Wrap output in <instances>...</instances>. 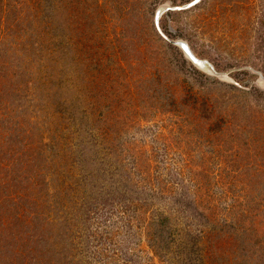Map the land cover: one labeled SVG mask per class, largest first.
I'll return each mask as SVG.
<instances>
[{"label": "rangeland", "instance_id": "1", "mask_svg": "<svg viewBox=\"0 0 264 264\" xmlns=\"http://www.w3.org/2000/svg\"><path fill=\"white\" fill-rule=\"evenodd\" d=\"M190 1L0 0V264H264V0L161 18L240 86L157 31Z\"/></svg>", "mask_w": 264, "mask_h": 264}, {"label": "water", "instance_id": "2", "mask_svg": "<svg viewBox=\"0 0 264 264\" xmlns=\"http://www.w3.org/2000/svg\"><path fill=\"white\" fill-rule=\"evenodd\" d=\"M203 0H192L188 3L182 5H172L170 2H165L160 4L155 12V26L160 35L168 41L170 44L178 47L185 58L192 63L194 67L207 74L212 78L219 79L223 82L233 83L235 85L240 86L234 79L230 76L231 71H219L216 66L208 59L199 57L191 45L187 40L184 39H172L168 35L165 34L161 27V18L165 13L168 12H178V11H186L189 10L198 4H200ZM245 69L251 71L252 73L258 76V85L264 88V74L261 71L254 69L253 67H245Z\"/></svg>", "mask_w": 264, "mask_h": 264}, {"label": "trees", "instance_id": "3", "mask_svg": "<svg viewBox=\"0 0 264 264\" xmlns=\"http://www.w3.org/2000/svg\"><path fill=\"white\" fill-rule=\"evenodd\" d=\"M215 82L219 83L218 81H215ZM170 185H171V182H169L168 180L166 182L165 180L159 181L158 191L161 192L163 196H166L168 195L169 191L174 190L173 185H171L172 187H170ZM196 185H197L196 187L197 191H202L206 187L207 183L206 184L204 183V185H200V184H196ZM200 206L201 204L199 205V207ZM203 207L206 208V206H203ZM206 209L209 212L208 214L211 216L214 212L213 210H210L212 209V207L209 206ZM151 213H153V215L146 227L149 230V232L152 234L151 235L152 249L156 250L157 255L161 256L162 254L161 249L165 248L166 250V248H169L170 242H172L175 239L174 235L170 231L168 232V230L171 229V219L168 216V214L166 215L164 213V211H159L154 207L152 208Z\"/></svg>", "mask_w": 264, "mask_h": 264}]
</instances>
